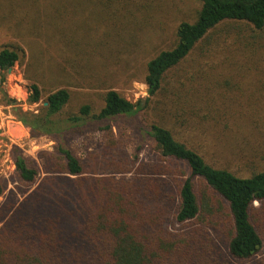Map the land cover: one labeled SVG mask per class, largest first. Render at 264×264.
Listing matches in <instances>:
<instances>
[{"label": "trees", "instance_id": "obj_1", "mask_svg": "<svg viewBox=\"0 0 264 264\" xmlns=\"http://www.w3.org/2000/svg\"><path fill=\"white\" fill-rule=\"evenodd\" d=\"M183 1L96 0V6L99 3L106 11L101 17L108 26L102 30L106 29L104 39L117 22L129 36H133V29L141 33L144 29L149 37L138 36L131 51L144 56L146 52L138 46L157 45L162 36L152 29L165 30L164 20L168 19L174 44L145 62L143 81L148 98L144 102L133 104L109 89L101 95L103 105L98 111L84 104L63 119L62 113L71 100V92L64 88L49 93L37 115L19 118L35 135L52 138L55 148L52 153L40 154L41 171L46 176L33 191L19 203L11 193L0 208V222H4L0 227V264H246L261 254L264 169H258L254 161L263 162L264 157L255 156L250 168L240 167L224 158L229 156L230 148L226 147L218 154L214 152L216 160L211 159L206 149L209 145L204 146L202 141L211 134L200 127L210 112L202 117L198 112L208 106L206 101L197 98L193 104L192 98L199 97L197 88L187 93H183L182 86L170 89L181 85L182 78L199 79L194 74L223 54L227 46L256 49L264 63V0H195L198 8L191 16L180 18L183 12L178 5ZM42 2L46 6H37L36 18L43 34L49 31L51 37H56L55 32L61 30L55 22L65 18L87 23V32L97 28L87 22L88 10L77 8L69 0H0L1 24L9 27L14 22L20 28L18 7ZM60 6L71 8L72 14L66 17L55 13ZM110 7L112 12L107 11ZM188 11L183 14H191ZM73 23L76 26L77 22ZM94 36L80 50L83 55L90 59L101 50L105 58L113 56L110 40L97 43ZM57 44L52 42L50 48ZM59 50L74 56L80 52L61 45ZM19 51L9 45L0 48V72L19 62ZM215 62L222 64V59ZM64 70L60 68L57 74ZM95 75L90 71L91 79ZM29 93L30 104L41 100L36 85L30 86ZM152 100L156 101L154 113L157 110L160 122L147 124L143 134L152 141L156 159L138 166L139 149L131 159L122 155L120 165L113 163L109 167L116 172L134 167L131 177H84V164L68 147L65 133L95 126L96 131L109 134L114 124L124 127ZM11 102L8 100V105ZM222 108L228 109V105ZM220 109L215 112L216 124L222 126L221 133L226 138L237 120ZM255 122V128H264L262 114H257ZM244 127L234 126L235 135L229 142L262 134L247 132ZM133 129L129 127V131ZM210 142L217 149L213 138ZM110 147L112 155H121L118 149H123L124 143L112 142ZM11 159L19 185L26 189L34 185L40 173L34 163L17 147L12 148ZM254 203L260 204L259 210L254 209ZM251 264H264V258Z\"/></svg>", "mask_w": 264, "mask_h": 264}, {"label": "rangeland", "instance_id": "obj_2", "mask_svg": "<svg viewBox=\"0 0 264 264\" xmlns=\"http://www.w3.org/2000/svg\"><path fill=\"white\" fill-rule=\"evenodd\" d=\"M69 1L71 4H76L79 9L88 10L86 13L91 21L88 18L86 20L93 27H97L94 29L95 32H87L85 27H89V25L80 19L72 21L70 18H65L64 22H55L58 26L57 29L61 30L58 34L55 32L56 37H51L52 32L49 31L43 34L44 29L37 22L38 11L36 12V9L37 6L45 7L44 2L32 6L21 4L18 7L16 17L21 23L18 29L14 22L12 25L9 24V27L4 26V22L3 24L0 22V48L9 45L20 50L19 62L10 71L0 72V208L11 193H14L16 202L19 203L33 191L41 179L46 176L41 171L40 154L43 152L52 153L55 148L52 138L46 135H35L19 122V118L28 117L26 114L37 115L44 107L45 97L51 92L64 88L71 92V100L62 113L63 119L68 114L75 113L78 107L84 104H90L94 110L98 111L103 105L101 95L109 89L115 90L133 104L139 101L144 102L148 98L147 87L143 81L145 62L158 52L170 49L174 44V35L168 31L167 19L164 20L165 30H160L158 27L152 29L161 33L162 37L158 44L152 46L147 43L145 48L139 45L138 48L146 54L144 56L143 53L140 55L141 52L135 54L131 52L133 40L139 39L138 36L149 37L150 33L147 34L144 29H142V33L139 29H133L131 32L134 34L130 35V38L129 34H124L121 31V25L117 22L114 27L110 26L106 34L107 37L104 39L103 35H105L106 29L104 32L102 30L104 27H108L101 21L106 13L104 8L99 3L96 6V0ZM178 8L183 13L188 10V12L192 11L191 14H179L180 18L182 16L189 17L193 10L198 8V2L184 0L181 5H178ZM112 10V7L107 9L111 12ZM54 12L66 17L72 14L71 8L67 9L64 6H60ZM116 15L119 13L116 12ZM73 22H77L76 26ZM93 35H95L94 42L97 43L110 40L113 56L107 55L105 58L101 50L96 54L93 53L90 59L88 55H83L80 50L85 49L88 39ZM52 42L59 44L51 49ZM60 45L61 47H74L80 52L75 56L73 53L60 52ZM67 56L69 57L66 58ZM217 58L222 59V64L215 62ZM262 61L263 55L256 49L251 50L249 47V51H246L238 44L227 46L223 54L216 55L206 63L203 70L198 71L199 74H194V78L198 77L199 79L182 78L181 85L178 84L174 89H170V91H175L182 86L183 93H187L190 89L197 88L199 97L192 98L193 104L197 103V98H203L206 101L208 106L200 108L198 112L201 117L207 111L210 112L207 121L204 124L201 122L200 127L211 134V138L207 140L201 137L204 146L209 145L206 149L211 159L216 160L217 157H213L214 152L218 154L219 150H224L226 147L230 148L227 150L229 156L227 154L224 158L240 167L250 168L255 156L264 157V128H255L257 114L260 113L264 116V77L261 76L264 75V63ZM94 66L96 67L94 68ZM62 67L65 69L64 72L57 74ZM77 71L80 74L77 75ZM90 71L96 74L94 77L92 76V79L89 77ZM2 78L3 82H1ZM31 85H36L41 91V100L36 104L28 102ZM3 93L5 96L2 97ZM191 95L192 92L189 96ZM8 100L13 102L8 105ZM154 103L156 101L148 108L146 107V110L139 112L138 116L126 123L124 127L121 123L114 124L112 132L109 134L96 131L95 126H87L75 131L69 130L65 133L68 147L84 164L86 169L84 177H113L114 179L131 177L135 170L134 167H127L125 172H120L122 170L119 167L117 172L114 171V168L109 167L113 163L120 165V156L122 155L128 160L131 159L135 151L139 149L138 166L156 159L152 152V141L143 134V129L147 124L160 122L156 116L157 110L154 113V108H156ZM226 104L228 109H223L222 107ZM218 109L225 110L229 116L236 118L237 125H234L235 127L244 125L246 126L244 127L245 131L261 132L262 134L258 138L250 135L245 140L238 138L229 142L235 135L234 126L233 128L230 126L231 132L224 138L221 133L222 126L216 124L215 112H218ZM250 109L253 112H249ZM129 127L134 129L129 131ZM212 138L218 150L210 142ZM224 140L227 143H223ZM121 141L124 143V148L118 150L122 154L112 155L113 150H111L110 143L114 142L119 145ZM241 146L245 150H242ZM13 147L19 148L22 155L32 161L40 171L35 184L27 189L17 182L11 159ZM224 158L223 161H225ZM207 161L212 162L209 158ZM257 162L258 160L254 161L256 167L264 169V161ZM253 205L255 210H259L261 207L259 203ZM15 207L16 205H14ZM2 223L4 222H0V227ZM262 258H264V246L261 254L252 262ZM232 263L236 264L234 261Z\"/></svg>", "mask_w": 264, "mask_h": 264}, {"label": "water", "instance_id": "obj_3", "mask_svg": "<svg viewBox=\"0 0 264 264\" xmlns=\"http://www.w3.org/2000/svg\"><path fill=\"white\" fill-rule=\"evenodd\" d=\"M8 71H10V69ZM44 105H46V104H44Z\"/></svg>", "mask_w": 264, "mask_h": 264}]
</instances>
